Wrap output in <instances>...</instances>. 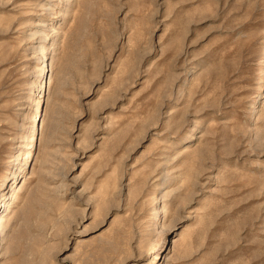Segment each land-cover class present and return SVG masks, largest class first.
Listing matches in <instances>:
<instances>
[{
    "label": "rangeland",
    "instance_id": "obj_1",
    "mask_svg": "<svg viewBox=\"0 0 264 264\" xmlns=\"http://www.w3.org/2000/svg\"><path fill=\"white\" fill-rule=\"evenodd\" d=\"M263 63L264 0H0V264H264Z\"/></svg>",
    "mask_w": 264,
    "mask_h": 264
},
{
    "label": "bare ground",
    "instance_id": "obj_2",
    "mask_svg": "<svg viewBox=\"0 0 264 264\" xmlns=\"http://www.w3.org/2000/svg\"><path fill=\"white\" fill-rule=\"evenodd\" d=\"M66 2V1H65ZM72 2H74V0H67V5L71 4ZM66 4V3H65ZM46 62V61H45ZM44 62V63H45ZM43 64V63H42ZM49 64V63H48ZM47 65V64H46ZM264 65V63H263ZM44 68V66H43ZM48 68V67H47ZM47 72V71H46ZM45 121H44V118L42 120V123H41V127L40 128H43V125H44ZM39 128V127H38ZM9 197H13V195H10ZM8 197V198H9ZM4 206V210L2 212V210L0 211V236L2 235V231L5 229L8 221H9V217H10V212H11V205L7 202H4L2 204ZM0 205V207L2 206ZM159 213V212H158ZM162 214V213H161Z\"/></svg>",
    "mask_w": 264,
    "mask_h": 264
}]
</instances>
